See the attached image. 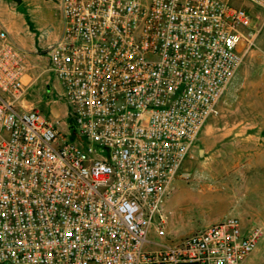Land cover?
<instances>
[{"label": "built area", "instance_id": "1", "mask_svg": "<svg viewBox=\"0 0 264 264\" xmlns=\"http://www.w3.org/2000/svg\"><path fill=\"white\" fill-rule=\"evenodd\" d=\"M59 10L45 55L65 134L22 107L27 56L0 29V264H239L259 227L229 217L172 242L161 204L189 178L264 0H60Z\"/></svg>", "mask_w": 264, "mask_h": 264}, {"label": "rangeland", "instance_id": "2", "mask_svg": "<svg viewBox=\"0 0 264 264\" xmlns=\"http://www.w3.org/2000/svg\"><path fill=\"white\" fill-rule=\"evenodd\" d=\"M59 1L0 0V29L27 56L23 83L28 88L22 107L48 118L58 114L51 120L65 134L66 103L60 85L47 71L45 55L62 27ZM217 111L202 127L209 128L210 140L198 141L201 129L195 141L186 166L189 178L172 181L162 201L167 239L176 242L234 217L244 227L261 229L256 247L239 264H264V23L226 86Z\"/></svg>", "mask_w": 264, "mask_h": 264}, {"label": "crops", "instance_id": "3", "mask_svg": "<svg viewBox=\"0 0 264 264\" xmlns=\"http://www.w3.org/2000/svg\"><path fill=\"white\" fill-rule=\"evenodd\" d=\"M26 88H28V86H26ZM53 116H54V115H52L51 118L55 119L54 117H58L59 115L57 114V115H55L54 117H53ZM210 134H211V132H210L209 128H207L206 130L202 129V131H201V133H200V136L198 137V141H199L200 143H206L207 141L210 140ZM166 200H167V199H166ZM166 200H165V201H166ZM242 226H243V225H242Z\"/></svg>", "mask_w": 264, "mask_h": 264}, {"label": "water", "instance_id": "4", "mask_svg": "<svg viewBox=\"0 0 264 264\" xmlns=\"http://www.w3.org/2000/svg\"><path fill=\"white\" fill-rule=\"evenodd\" d=\"M200 152V151H199Z\"/></svg>", "mask_w": 264, "mask_h": 264}]
</instances>
